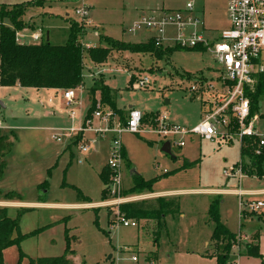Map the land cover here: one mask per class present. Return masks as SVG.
<instances>
[{
  "label": "rangeland",
  "instance_id": "374dc122",
  "mask_svg": "<svg viewBox=\"0 0 264 264\" xmlns=\"http://www.w3.org/2000/svg\"><path fill=\"white\" fill-rule=\"evenodd\" d=\"M29 1L0 0V3L14 5ZM144 1L143 10L138 9L140 0H44V4L26 8L22 17L25 28L18 33L24 42H34L31 39L34 32L30 29H36L35 26L44 31L42 42L49 33V43L56 45L68 41L71 21L85 27L84 35L80 36L85 49L84 89L76 90L77 100L82 102L79 107L68 105L61 92L55 95L45 89L0 86V101L4 105L0 107L4 127L0 132L13 141L0 189L19 195L15 200L0 202V207H7L12 219L18 217L21 209L28 210L20 218L22 234L49 227L6 248L1 255L3 264H30L31 259L63 255L67 248L66 232L75 253V264H217L216 242L212 239L214 223L209 216L210 204L217 198H221V221L238 237L227 264H264V208L253 213L241 205L236 194L210 192L264 189V176L245 178L240 186L225 176V169L241 159L236 140L212 143L194 138L186 147L173 146V156H169L162 151L164 142L157 135L125 133L121 137L122 185L113 194L100 178V173L108 167L111 135L97 137L101 149H91L86 154L80 153V146L84 138H95L92 133L74 137L70 143L67 137L61 142L54 138L55 134H64L65 130L80 125L91 107L88 96L91 99L96 87L112 90L122 124L130 106L141 110L145 117L144 131L165 114L180 126L193 127L202 120L205 108L188 88L200 74L213 76L217 67L213 54L207 49H175L174 28H168L169 41H164L165 46H170L161 48L163 52L166 48L175 49L174 52L160 57L135 52L130 46L146 44L155 32L129 33L128 29L140 16L148 14L150 8L178 10L193 2L206 34L211 37L210 32L220 34L229 27L227 0ZM83 6L89 7L87 22L76 13ZM0 23L12 27L7 19ZM93 47L111 49L105 63L91 61L88 51ZM144 79H148V85L136 88ZM95 97L102 111L112 110L102 102L100 90L95 91ZM50 99L54 102L49 103ZM72 110H77L79 115L75 120L69 118ZM81 158L83 161L79 162ZM185 164L192 165L183 168ZM135 176L146 181L156 177L160 180L153 192L130 193ZM162 191L173 193H157ZM159 198L170 201L175 209L161 227L154 220H135L137 227L114 225L121 203ZM247 198L242 199L244 203ZM256 199L264 201V195L250 197L247 203ZM248 244H258L262 258L247 256ZM133 256L138 260L133 261Z\"/></svg>",
  "mask_w": 264,
  "mask_h": 264
},
{
  "label": "built area",
  "instance_id": "2783aa9c",
  "mask_svg": "<svg viewBox=\"0 0 264 264\" xmlns=\"http://www.w3.org/2000/svg\"><path fill=\"white\" fill-rule=\"evenodd\" d=\"M76 13L83 21H88V7L83 6ZM227 13L229 27L220 34L210 32L211 37L206 34L203 19L198 15L199 11L193 2H188L184 9L163 8L150 11L140 16L128 29L129 33H135L138 30L155 32L151 38L154 39L157 47L162 48L165 46L164 41H169L168 28H174L177 32L172 38L174 43L172 46L182 49L202 47L213 54L217 65L213 76L200 74L188 88L191 96L200 100L205 108V114L197 125L193 127L176 125L165 114L160 115L148 131H144L142 130L144 115L141 110L136 108L129 110L125 124H122L118 113L113 110L102 111L100 104L97 103L91 117L88 115V110L79 126L65 130L64 134H55L54 138L58 142H61L64 137H67L70 142L74 137L92 133L94 139H83L80 146L81 154H86L91 149L99 151L97 137L105 138L111 135L110 156L107 162L111 176L106 189L113 194L122 185L121 137L125 133L149 132L157 135L162 142H169L171 148L186 147L190 140L199 138L212 143L236 140L239 142L240 150L242 147L251 146L256 155L264 152V0H227ZM188 29L193 31L188 33ZM31 39L41 43L44 39L42 30L38 29L34 32ZM17 40L22 43V37L17 36ZM147 85L148 79H144L135 87L142 89ZM76 90H62V97L68 105L82 107V102L77 100ZM49 103H53V100L50 99ZM78 116L77 110L69 111V118L75 120ZM95 122L99 123L97 125L99 127ZM2 124L0 121V128H4ZM244 139H250L251 143H244ZM82 161L83 158L79 160V162ZM245 163L250 164L248 160L244 161L241 158L225 169L224 174L229 181L234 180L240 186L245 178L251 177L246 172ZM167 172L164 170V173ZM211 193L236 194L241 199V205L244 204L247 210L253 213L264 208V201L261 200L256 199L247 203L250 197L264 195V189H221L213 190ZM244 197H249L245 203L242 200ZM117 224H122L124 227H137V222L125 218L121 211L114 225ZM132 259L138 260L136 256Z\"/></svg>",
  "mask_w": 264,
  "mask_h": 264
},
{
  "label": "trees",
  "instance_id": "16d2710c",
  "mask_svg": "<svg viewBox=\"0 0 264 264\" xmlns=\"http://www.w3.org/2000/svg\"><path fill=\"white\" fill-rule=\"evenodd\" d=\"M44 4V0H33L25 3L7 5L0 4V20H9L12 27L0 23V86L67 90L82 88L84 84V52L85 49L80 41V36L84 35L85 27H79L75 21H71L69 28V38L65 44H52L49 41L41 43L22 44L17 40V34L25 28L22 19L26 8L34 5ZM13 9V10H11ZM110 43L114 44V41ZM135 52H149L160 57L164 53L174 52L175 49H165L163 52L157 47L154 39L146 44L130 46ZM205 48L195 47L187 49L190 51H202ZM111 49L108 47H93L88 51L91 61L95 64L105 63L110 56ZM100 90L102 93V102L110 106L113 111L121 114L117 109L115 101L111 96V89L106 87H96L91 93V114L96 106L97 99L95 91ZM255 110V106H254ZM143 117V121H144ZM155 122V121H154ZM154 124V123H153ZM244 143H251L250 139H244ZM13 141L9 137L2 135L0 132V181L5 175L7 167L6 157L10 154ZM241 158L249 161L245 163L246 172L249 176H264V152L256 155L254 148L242 147ZM192 164H185L183 168ZM169 174V172L165 173ZM111 171L104 168L100 173L101 181L104 186L110 182ZM160 180L159 177L144 180L142 177H134V186L130 193H142L144 190L153 192V187ZM47 183V182H45ZM219 195L218 197H220ZM19 198L14 192L4 193L0 189V201H10ZM221 198H217L210 204L209 216L214 223L212 239L216 242L215 256L217 264H227L230 259L233 248L237 245L238 237L233 233L222 221L220 215ZM170 201L164 198L156 200H144L133 203H125L119 206V209L125 218L132 220H154L158 227H161L169 213L174 212ZM27 209H21L17 218L12 219L8 215L7 207H0V264L2 263V252L14 245L19 244L30 236L37 235L48 229L32 231L27 234L20 232V218ZM67 248L65 253L58 257H40L31 259L30 264H75V253L71 249V240L68 232H66ZM246 255L250 257L262 258L260 247L258 244H248L246 246Z\"/></svg>",
  "mask_w": 264,
  "mask_h": 264
},
{
  "label": "crops",
  "instance_id": "0c3cea01",
  "mask_svg": "<svg viewBox=\"0 0 264 264\" xmlns=\"http://www.w3.org/2000/svg\"><path fill=\"white\" fill-rule=\"evenodd\" d=\"M31 1H33V0H31ZM141 2H140V4H139V8L138 9H141V10H143V9H145L143 6L146 4V2L144 1V0H140ZM0 4H2V3H0ZM8 5V4H7ZM146 6V5H145ZM89 8V7H88ZM154 10H158V9H155V8H150V10H149V12L150 11H154ZM26 24V23H25ZM28 24H30V23H28ZM35 28L36 29H34V28H31L30 30H32L33 32H36V31H38V29H40V30H42L41 28H39L38 26H35ZM26 31V30H25ZM42 32H43V34H44V31L42 30ZM18 36H19V34H18ZM22 36H24L23 34H22ZM152 37V35L150 36V38ZM19 38H20V36H19ZM149 38V39H150ZM22 39H23V37H22ZM46 40L47 41H49L50 40V35H49V33H47L46 34ZM31 44L32 42H24V41H22V44ZM33 43H36V42H33ZM83 87H84V84H83ZM84 89V88H83ZM40 90H42V89H40ZM45 90H47L48 92H52V94H58L59 92H62V90H52V89H45ZM85 91V90H84ZM88 99H89V101L91 100L90 98H89V96H88ZM53 100V99H52ZM54 102V101H53ZM91 102V101H90ZM134 107H132V106H130L129 107V109L127 110V113L129 114V110H131V109H133ZM47 116L49 115V112L47 111L46 113H45ZM70 143V142H69ZM68 143V144H69ZM67 144V145H68ZM109 145H110V143H108V151H109ZM101 149V145H100V143H99V150ZM108 155H109V152H108ZM85 159H87V158H85ZM106 164H107V162H106ZM104 166V165H103ZM211 191H213V190H210V192ZM208 192V191H207ZM157 193H159V195H161V194H167V195H170V194H172L173 192H168V191H162V192H157ZM0 202H2V201H0ZM0 204H2V203H0ZM85 207H86V204H83ZM4 206H7V205H4ZM233 232V231H232ZM208 244V243H207Z\"/></svg>",
  "mask_w": 264,
  "mask_h": 264
},
{
  "label": "water",
  "instance_id": "95a60500",
  "mask_svg": "<svg viewBox=\"0 0 264 264\" xmlns=\"http://www.w3.org/2000/svg\"><path fill=\"white\" fill-rule=\"evenodd\" d=\"M0 107H4V105H3V103L1 101H0ZM162 151L165 154L169 155V156H173V154H172V148H171V145H170L169 142H165L163 144Z\"/></svg>",
  "mask_w": 264,
  "mask_h": 264
}]
</instances>
